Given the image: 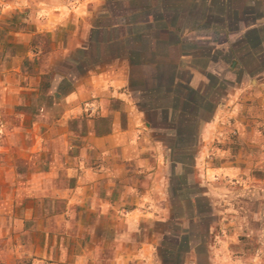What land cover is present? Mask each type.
I'll use <instances>...</instances> for the list:
<instances>
[{
  "label": "crops",
  "instance_id": "0c3cea01",
  "mask_svg": "<svg viewBox=\"0 0 264 264\" xmlns=\"http://www.w3.org/2000/svg\"><path fill=\"white\" fill-rule=\"evenodd\" d=\"M18 15L22 22L12 20ZM36 37L44 43L33 53ZM3 43L16 51H0V117L16 125L30 123L23 110L38 95L42 80L51 77L48 97L55 100L58 124L48 131L41 129L43 124L40 130L15 126L4 133L11 144L3 150L18 149L16 137L24 142L49 136L67 145L76 136L68 131L70 121L86 114L90 125L81 135L82 157L73 153L64 164L62 149L55 146L48 153L37 142L29 149L28 176L13 158L7 167L12 176L3 175L0 182L7 189L0 198V245L17 255L33 233L42 239L38 249H31L39 264H104L95 258L98 249L131 233L137 238L123 243L107 264H169L161 257L168 238L180 241V249L186 243L181 264H188V257L192 264H202V251L206 263H221L219 253L226 247L214 242L224 243L223 228L232 231L239 215L224 216L227 210L216 207L223 194L215 192L223 189L228 176L243 184L240 174L264 168V159L255 162L256 154H264V146L255 141L264 131V0H0ZM28 60H37L33 72L27 69ZM186 90L198 94L204 112L197 123L199 141L190 179L184 177L186 164L170 161L175 151L159 137L138 100L163 92L179 105L185 103L181 96ZM159 97L156 115L163 105ZM168 112L170 122L173 114ZM98 118L110 121L109 132L97 133ZM189 131L176 130L172 136L186 137ZM75 147L66 150L74 152ZM232 149L238 151L234 157L229 156ZM48 154L54 160L44 164L41 159ZM62 168L72 177L68 187L58 175ZM195 172L201 182H196ZM174 177L183 178L179 187L173 185ZM256 182L248 179L244 194L248 199L256 195L263 203L264 194L259 196L253 187ZM193 187L201 189L191 193ZM241 192L236 188L233 194L238 198ZM52 201L65 208L45 206ZM174 201L180 208L175 209ZM203 201L215 219L207 222L200 240ZM51 219L63 229L57 230ZM119 220L127 224L124 232L114 225ZM99 225L101 242L94 238ZM107 233L114 234L109 243L104 241Z\"/></svg>",
  "mask_w": 264,
  "mask_h": 264
},
{
  "label": "rangeland",
  "instance_id": "374dc122",
  "mask_svg": "<svg viewBox=\"0 0 264 264\" xmlns=\"http://www.w3.org/2000/svg\"><path fill=\"white\" fill-rule=\"evenodd\" d=\"M13 18V17H12ZM18 18H20V16H16L14 17L12 20L14 22H22V20H18ZM17 24V23H16ZM15 24V25H16ZM19 28H22V26L20 25ZM44 41V40H43ZM41 38L40 37H36V39L34 41H32V51L33 53H37L39 51V47L42 46V44L44 42H42L41 44ZM4 51V53L9 52H15L16 49L13 47L8 46V44H0V51ZM0 57H1V53H0ZM3 57V56H2ZM28 66V70L29 72H33L34 69L36 68V65L34 62L28 60L25 62ZM42 84H41V92L39 91L37 96L31 97L28 100L27 103V109L23 110V112L26 113V115L30 118H32L31 122H21L16 125V122H10L9 121H5L4 117L1 116L0 117V182L1 179L3 178V175L5 177L10 178V173H8V169L7 167L10 165V163L13 162V158L15 159L14 162L16 163L18 169L20 170V172L25 173L28 176V172L29 169L27 167L26 162L28 161V155H29V149L30 147L34 146L35 144H37V142L42 143L46 148H47V152L49 153V150H53V148L55 146H57L59 149H62V162L65 164L66 160L72 158L73 153L74 156L76 157H82L84 154H82L81 152V148H83L84 145V140L81 138V135L85 134L86 131L89 128V121L88 118L85 114V116L83 118H81L80 120H76V121H70L67 124V128L68 131L70 133H72L73 135L76 136H71V139L68 140V143L66 145L65 141L63 142H59L56 143L55 138L54 137H42V138H30V139H24L19 141L16 137L15 139V145L16 143L19 144L20 147H22L23 143L25 144V147L27 149H25V147H23L22 149L18 148L16 149L14 152L10 151L9 153H7L5 150L7 146H8V142L9 138H6V132L9 131V129H12L13 127H17V128H23L25 130L29 129V130H33L35 129V126L37 127V130H40L39 124H43L44 127H42V130H54V128L56 126H58V124L55 122V116L57 113V109L56 106L54 105L55 100L52 97H48L49 94V86L51 84V77H45L42 80ZM185 97L191 99L193 97V93L190 92H185L184 93ZM42 95H45V103H44V113L40 114L39 113V109L41 108V106L43 105V98ZM149 96V95H148ZM155 97H147V96H139L138 100L140 102V106L141 108H143L144 110L147 111V113L149 114V119L152 122V125L157 127L159 129V137L163 138L164 140H166L167 143H171L170 141H172V138H174V136H172L173 131L175 132L176 130L170 127L171 121L168 122L167 121V114L169 113L168 110H170V114L174 115V113H176V111L178 110L177 105L172 104L170 99H167V94L166 93H154ZM160 103L162 102L163 105L160 107V112L153 113L154 111H156L155 109V101L158 98ZM157 97V98H156ZM197 98H196V102H197ZM168 101V102H167ZM169 103V105H168ZM4 110V109H3ZM202 111V110H201ZM4 113V112H3ZM202 113H204L202 111ZM43 115V116H42ZM172 117V116H171ZM29 118V119H30ZM42 119L44 118V120L38 122V121H34L33 119ZM182 123L178 121V124ZM14 125V126H13ZM39 127V128H38ZM260 127H264V126H260ZM7 130V131H6ZM260 135H258L255 138V141L257 144H261L264 146V131H260ZM43 134V133H42ZM173 135H175V133H173ZM171 136V137H170ZM260 137V138H259ZM19 141V142H18ZM238 141V140H237ZM236 141V142H237ZM234 143V142H233ZM11 144V143H10ZM76 146L74 148V152H67V146ZM217 145H223L227 147V150L231 147V144H223V143H217ZM14 146V145H13ZM78 147V148H77ZM262 150V149H261ZM264 150V148H263ZM195 153L196 151L192 152V153H188V154H182V153H178L175 152L172 156H170V161H172L173 163H178V164H186L187 167L185 168V176L184 177H188L189 179L192 178L191 172L193 170V166L195 163ZM238 154L237 149H232L230 151V157H234ZM257 158L255 160V162H259L261 160L264 159V154L263 153H258L255 155ZM214 159V156H211ZM37 158V156L35 157ZM209 158V156H208ZM38 159V158H37ZM54 159H52L51 154L48 155H44V157L41 159V161L45 164H49L50 161H52ZM42 172H45L44 170ZM58 175L60 177V179L62 180V184L65 185L64 187H68V183L70 182V179H72V177L70 176V171L67 168H62L58 171ZM12 176V175H11ZM195 176H196V182H201L202 180L199 178L198 174L195 172ZM194 176V177H195ZM216 178V177H215ZM240 179H243V181L241 180V182H243V184L239 183L238 185H236V182L239 180L237 178H231L230 176H228L225 181L224 184L225 186L223 187V189L221 190H217L215 193L217 194H223V196H219L218 197V205L216 206L219 210L225 211L224 216H230L231 214L234 215H239V220H238V224L236 225V227H232V231H228L229 228H223L226 232V236L223 235L222 237L225 238L224 243L221 242L222 240L220 239H216V241L214 243L218 244V246H225V250L223 254L219 253V256L222 258L221 263L217 262L218 264H264V202H261V199L257 198V196L253 195V197H249V199L245 196L244 193L247 192L248 188H244L245 184H247V180H255L258 181L255 184H253V187H255L257 190H259V196H263L264 194V168H253L251 170H246L245 174H240L239 176ZM233 179V180H231ZM183 178L180 177H174L173 178V185L175 187H179L180 184H182ZM240 181V180H239ZM262 181V182H259ZM219 182V181H218ZM192 183V182H191ZM219 186V185H218ZM193 187L191 193H196L199 192L198 188ZM215 188V187H214ZM221 187H219L220 189ZM242 189V194H244L243 196L240 197H235L236 194H233L234 189ZM214 190V189H213ZM7 193V189L3 188V186H1L0 184V198L1 195L6 194ZM240 193V194H241ZM181 195V194H179ZM182 196V195H181ZM184 196V195H183ZM186 196V195H185ZM202 209L201 211L202 214H204V224L201 225L198 228L199 231V235L197 236L199 239L203 236V231L206 227V224L208 221H210L211 216H210V208H209V203H207L206 201H203L202 203ZM46 207H50L53 208V206L59 210H63L65 208V204L62 202H56V203H52L50 202H46L45 203ZM174 207L176 209L180 208V202L179 201H174ZM232 210H234V212H231ZM238 212V214H237ZM215 219V216H214ZM213 219V220H214ZM87 219L83 218L82 221H85ZM52 221V225L55 227H57L58 229H63V226L57 225L56 223V219H51ZM229 221V218H227V220L224 217V222ZM33 224V223H32ZM62 225H64L63 222H61ZM114 225L117 227L118 230H122L124 232L125 227H126V223L119 221H116L114 223ZM157 228L159 230H163L164 227L160 224L157 226ZM34 232H36V229L33 230ZM78 228H76L75 233L78 234L79 231ZM221 232V231H220ZM231 233V234H229ZM102 227L101 225H99V227L96 230V233L94 234V238H96V240H99L100 242L103 239V235H102ZM86 235H84L83 237H85ZM114 234L113 233H107L105 235V239L104 241H107L106 243H109V241H111L113 239ZM116 236V235H115ZM119 235L117 234V239H119L118 237ZM221 236V234L219 235ZM28 237V242L30 241V243L32 244H28L27 247L25 248V250L23 251L22 249L20 250L19 254H14L13 252H10L9 248L7 247L6 244L4 245H0V264H39L37 262L34 261V253L31 250L32 248L34 250L39 248V245L41 244V237L37 234H33L31 233L30 235L27 236ZM122 240L116 241L115 243H109L108 246L106 244V248L104 246V249L102 250L101 248L98 249V252H96V257L98 258L100 262H103L104 264H107L108 262L110 263V261H112L115 257V253L116 250L118 248L121 247V245L123 243H126L127 241H133L135 240L137 237L134 234L131 233H125L123 234ZM188 237H182L183 240L188 239ZM84 239V238H83ZM169 242V245H171V247H173L175 245V243L177 242L174 238H168L167 239ZM181 240V241H183ZM201 240V239H200ZM172 243V244H171ZM174 244V245H173ZM32 246V247H30ZM99 246H103V244H100ZM174 248V247H173ZM186 249H187V245L185 242H183V249H176L177 251L175 252H165L161 257H167L168 261H171L169 264H181L183 261V258L186 254ZM220 249V247H219ZM180 254L179 258H177V254ZM54 258H56V249L54 252ZM70 257H68L69 259ZM214 258L218 261L217 257L214 256ZM227 261H226V260ZM177 260V262H176ZM161 261V259H160ZM188 264H192L193 263V259H191V257H188L187 260ZM201 261L202 264H208L206 263V255L205 253L202 251L201 252ZM216 263V264H217ZM43 264V263H40Z\"/></svg>",
  "mask_w": 264,
  "mask_h": 264
},
{
  "label": "trees",
  "instance_id": "16d2710c",
  "mask_svg": "<svg viewBox=\"0 0 264 264\" xmlns=\"http://www.w3.org/2000/svg\"><path fill=\"white\" fill-rule=\"evenodd\" d=\"M34 63L37 64V60H35ZM40 92H41V89H40ZM185 92H189V91L186 90ZM191 93H193V97L191 99L180 95L181 97H183L185 103H181L177 105L178 110L176 111V113H174L173 117H171V124H170L171 128L178 130L180 132L183 131L184 128L185 129L187 128L190 130L189 134L186 137L183 133V135L172 138V141H170L171 143H168L170 148H172L173 151L178 152V153L183 150L189 151L188 153H192L196 151L198 148L197 142L199 140L197 137L198 135H196V133L198 132L197 134H199V129L197 131V123H198L199 118H201L200 115L202 114V111H201L202 108L196 102V98L198 97L197 96L198 94L196 92H191ZM42 98H43V105L39 109L40 114L44 113L43 106L46 101L45 100L46 96L42 95ZM178 121L179 122L182 121V123L178 124ZM95 127H96V131L98 134H105L110 131V121L105 118H98L95 121ZM179 242H176L175 245L173 244L174 245L173 246L174 248H173L171 247V245H169L168 240L165 239L161 247L165 249L164 252H167L168 250L171 252H175L177 251L176 249H179L178 247H180ZM179 256L180 254L178 253L176 259H178ZM164 264H167L166 260L164 261Z\"/></svg>",
  "mask_w": 264,
  "mask_h": 264
}]
</instances>
